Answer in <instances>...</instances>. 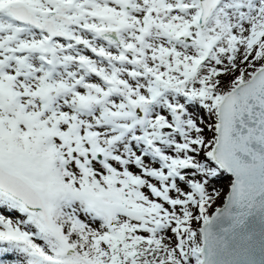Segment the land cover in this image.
<instances>
[{
  "label": "snow or ice",
  "instance_id": "obj_1",
  "mask_svg": "<svg viewBox=\"0 0 264 264\" xmlns=\"http://www.w3.org/2000/svg\"><path fill=\"white\" fill-rule=\"evenodd\" d=\"M0 264H264V0H0Z\"/></svg>",
  "mask_w": 264,
  "mask_h": 264
}]
</instances>
